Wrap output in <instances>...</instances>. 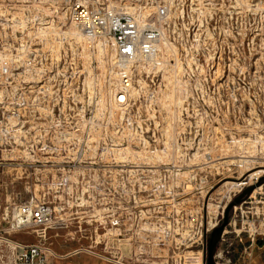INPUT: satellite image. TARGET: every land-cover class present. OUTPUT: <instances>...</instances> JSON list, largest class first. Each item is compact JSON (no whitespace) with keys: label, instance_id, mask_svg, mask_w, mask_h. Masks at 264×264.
I'll use <instances>...</instances> for the list:
<instances>
[{"label":"rangeland","instance_id":"rangeland-1","mask_svg":"<svg viewBox=\"0 0 264 264\" xmlns=\"http://www.w3.org/2000/svg\"><path fill=\"white\" fill-rule=\"evenodd\" d=\"M76 2L155 30V53L86 36ZM261 170L264 0H0V264L31 243L55 264H205ZM32 197L52 221L18 228ZM215 258L264 264V184Z\"/></svg>","mask_w":264,"mask_h":264},{"label":"built area","instance_id":"built-area-1","mask_svg":"<svg viewBox=\"0 0 264 264\" xmlns=\"http://www.w3.org/2000/svg\"><path fill=\"white\" fill-rule=\"evenodd\" d=\"M165 13V9H161L159 16ZM70 18L88 37L110 36L115 39L119 55L125 60H135L139 56L150 57L155 53L158 33L152 29L143 30L129 17L117 16L98 6L76 2L70 8ZM123 83L128 86L129 79L125 78ZM53 216L54 209L49 204L32 197L17 208L15 223L18 228H42L52 221ZM17 248L14 264H55L52 253L43 244H23Z\"/></svg>","mask_w":264,"mask_h":264},{"label":"water","instance_id":"water-1","mask_svg":"<svg viewBox=\"0 0 264 264\" xmlns=\"http://www.w3.org/2000/svg\"><path fill=\"white\" fill-rule=\"evenodd\" d=\"M264 184V177H262L256 185H251L247 187L245 190H243L242 193H240L238 196L234 198L232 202H230L224 213V219L221 222V224L217 227H215L210 237L206 238V246L204 250V263L205 264H220L216 261V252L218 250V244L220 243L222 239V235L225 231V228L227 227L229 223V212L230 210L235 207L236 205L242 203L247 197L250 196V194L254 191V189L260 185Z\"/></svg>","mask_w":264,"mask_h":264},{"label":"bare ground","instance_id":"bare-ground-1","mask_svg":"<svg viewBox=\"0 0 264 264\" xmlns=\"http://www.w3.org/2000/svg\"><path fill=\"white\" fill-rule=\"evenodd\" d=\"M118 96L119 95H117V98H118ZM125 97V96H124ZM123 96H120V100H123V98H124ZM125 101V100H124ZM258 172H262V173H264V170H261V171H258ZM255 175V174H254Z\"/></svg>","mask_w":264,"mask_h":264}]
</instances>
